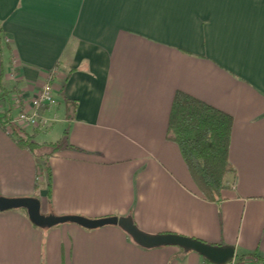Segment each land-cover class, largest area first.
<instances>
[{"label": "crops", "instance_id": "obj_1", "mask_svg": "<svg viewBox=\"0 0 264 264\" xmlns=\"http://www.w3.org/2000/svg\"><path fill=\"white\" fill-rule=\"evenodd\" d=\"M44 82L58 119L31 129L67 130L48 158L50 196L39 161L1 127L0 196L36 197L44 214L130 215L148 233L233 245L232 264H264V0H0V109ZM176 90L233 117L236 177L219 202L201 197L171 139ZM0 264L210 263L115 225L39 228L12 209L0 211Z\"/></svg>", "mask_w": 264, "mask_h": 264}, {"label": "trees", "instance_id": "obj_2", "mask_svg": "<svg viewBox=\"0 0 264 264\" xmlns=\"http://www.w3.org/2000/svg\"><path fill=\"white\" fill-rule=\"evenodd\" d=\"M2 47L9 48L6 43L1 49ZM52 77L50 76V79ZM7 92L8 90L0 84V99H3ZM12 116L13 107L0 109V127L4 131L7 130ZM232 124L231 114L185 91H175L169 112L171 139L178 146L199 194L210 202H219L223 191L230 187L229 177H236L235 168L228 157ZM22 130L24 129L14 127L11 135L21 147L40 158L37 164L38 174L46 177L49 197L52 178L48 158L67 143V130L56 142H39L36 139L38 131Z\"/></svg>", "mask_w": 264, "mask_h": 264}, {"label": "water", "instance_id": "obj_3", "mask_svg": "<svg viewBox=\"0 0 264 264\" xmlns=\"http://www.w3.org/2000/svg\"><path fill=\"white\" fill-rule=\"evenodd\" d=\"M23 209L29 221L39 228H51L64 223H74L86 229H96L115 225L125 231L132 240L143 248L175 246L183 253L196 252L210 264H231L235 257V247L230 244H211L201 239L173 232L148 233L141 230L128 216H106L87 218L80 215H44L40 200L36 197L0 196V211Z\"/></svg>", "mask_w": 264, "mask_h": 264}, {"label": "built area", "instance_id": "obj_4", "mask_svg": "<svg viewBox=\"0 0 264 264\" xmlns=\"http://www.w3.org/2000/svg\"><path fill=\"white\" fill-rule=\"evenodd\" d=\"M18 112L13 115L7 126V132L14 131V127L45 129L58 119L54 111L58 104V95L49 82H44L40 90L29 99L17 98Z\"/></svg>", "mask_w": 264, "mask_h": 264}, {"label": "rangeland", "instance_id": "obj_5", "mask_svg": "<svg viewBox=\"0 0 264 264\" xmlns=\"http://www.w3.org/2000/svg\"><path fill=\"white\" fill-rule=\"evenodd\" d=\"M3 51L6 53V51H8V50H7V48L3 47ZM17 112H18V110L16 108H13V114L16 115ZM31 128H27L28 132H32L33 131ZM61 128H62V123H57L56 126L54 127V129L48 135H39L38 137L36 136L37 140L38 141L46 140V141H49V142L50 141H56L58 139V137H59ZM22 131H26V130H22ZM39 134H41V133L39 132ZM35 159H36V162H37V160L38 161L40 160V158H35ZM36 175H37V178H36V182L37 183H39V182L41 183L43 181L46 182V177L45 176L43 177L42 175L39 176V174H37V170H35V176ZM228 182H229V185L231 186L233 184V182H234V178L229 177ZM1 196H3V195H1ZM19 210H23V209H19ZM42 214H44V212ZM49 214H51V212L50 213L47 212V214H44V215H49ZM235 259H236V257H234V260H233L234 262H235ZM233 261H232V263H233Z\"/></svg>", "mask_w": 264, "mask_h": 264}]
</instances>
